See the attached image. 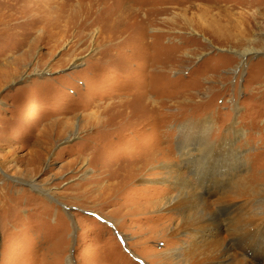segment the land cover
<instances>
[{"label":"rangeland","instance_id":"1","mask_svg":"<svg viewBox=\"0 0 264 264\" xmlns=\"http://www.w3.org/2000/svg\"><path fill=\"white\" fill-rule=\"evenodd\" d=\"M184 192L264 264V0H0V264H183Z\"/></svg>","mask_w":264,"mask_h":264},{"label":"bare ground","instance_id":"2","mask_svg":"<svg viewBox=\"0 0 264 264\" xmlns=\"http://www.w3.org/2000/svg\"><path fill=\"white\" fill-rule=\"evenodd\" d=\"M227 168L228 166L226 167V169ZM216 171L218 170H211L210 172L203 170L197 174V177L200 181H205L208 175L212 174L213 172L215 173ZM166 173V176L168 177H166L165 180H168V178H173L175 174L171 167H167ZM147 180L148 182H150V184H153L155 182L153 179ZM226 201H228V198L224 200V202ZM221 202H223V200ZM226 203L221 204L220 208L216 209L215 211H211L208 210V204L205 200V197H203L201 194L198 195L187 193L182 194L181 196H177L174 199L164 201V210H166V212L173 214L174 211H178V216H180L178 217L179 219L174 218V220L178 221L174 223L173 226L172 224L170 226L171 235L178 236L180 233L185 232V234L187 235H192L193 238L190 239V241L201 238L203 236L202 232L204 229H216V226H218L221 221L218 216L222 215V212L231 211L230 209L233 206V203ZM217 211L219 212L218 215L216 214ZM228 215H230V213H228ZM237 219L238 218H236V220ZM236 220L233 221V227L239 230V228L241 227V225L239 224L241 220ZM243 225L244 224H242V226ZM245 229L237 231V234L232 236L229 241L217 240L215 242H212L213 240H208L205 244L198 245L197 240V242L195 241L194 243L189 244L187 248H191V250L188 249L184 253V255L186 256H184L185 259L183 261V264H252L250 257H245L248 256L246 255L245 251L246 249H250V247L252 248L253 245L256 246V241L250 234H248V231ZM217 237L218 236L216 232L213 238ZM232 238H235L236 242H233ZM252 242L254 243L252 244ZM256 259V257L252 258V260Z\"/></svg>","mask_w":264,"mask_h":264}]
</instances>
